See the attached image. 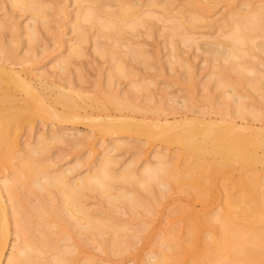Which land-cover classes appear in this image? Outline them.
I'll return each instance as SVG.
<instances>
[{
    "label": "rangeland",
    "instance_id": "obj_1",
    "mask_svg": "<svg viewBox=\"0 0 264 264\" xmlns=\"http://www.w3.org/2000/svg\"><path fill=\"white\" fill-rule=\"evenodd\" d=\"M128 4L130 16L117 21L112 14L119 10V0H0V64L30 81L50 103L56 87L71 91L82 113L92 119L108 114L133 117L151 126L178 122L166 129L169 135L190 118L216 124L225 118L264 127V52L256 47V42L264 43V31L258 30L242 43L246 53L240 59L226 60L208 50L212 42L224 41L233 33L238 22L264 12V0H128ZM37 8L42 17L37 16ZM87 12L92 18H84ZM133 20L137 23L132 27ZM97 21L118 23V27L103 28ZM13 75L0 71V94L9 89L12 95L4 105L22 107L6 137L12 144L0 140V187L9 218L1 264L17 256L25 238L40 236V219L31 215L23 225L15 207L26 210L61 200L57 187L40 189L35 181L43 183L44 176L63 174L67 183H78L107 156L113 161L111 173L117 176L105 181L107 193L97 187L82 190L79 196L88 217L105 225L100 223L99 231H85L81 213L68 206L59 222L63 231L52 221L44 228L57 248L32 253L26 264L57 262L54 257L59 250L71 259L69 264H156L170 252L168 239L175 230H185L180 208L189 201L198 210L202 205L188 198L193 188L188 180L175 182V172L181 169L176 157L181 145L152 139L143 132L101 134L85 118L70 122L38 116L36 110L32 112L36 101L23 87L16 82L9 88L4 85V80H14ZM114 95L129 99L136 108H117L109 101ZM29 99L34 102L28 103ZM56 107L61 110L60 104ZM212 124L199 126L216 129ZM161 158L171 168L170 174L160 169ZM28 162L31 174L22 172L28 170L24 166ZM125 169L132 177H118ZM214 184L216 195L211 193L203 205L210 215L219 210L225 195L220 176ZM123 193L133 198L111 199ZM183 231L179 233L182 239ZM203 234L212 235L209 230Z\"/></svg>",
    "mask_w": 264,
    "mask_h": 264
},
{
    "label": "bare ground",
    "instance_id": "obj_2",
    "mask_svg": "<svg viewBox=\"0 0 264 264\" xmlns=\"http://www.w3.org/2000/svg\"><path fill=\"white\" fill-rule=\"evenodd\" d=\"M90 1L98 2V0ZM131 7L128 4V0H119V10L114 12L112 17L117 21L127 19L130 16L128 11ZM38 11L40 10L38 9ZM41 13V11L37 13V16ZM260 13L254 14L243 22H238L233 33L224 41L212 42L209 45V52L214 56H221L226 60L240 59L246 53L241 47L242 43L246 39L251 38L258 30L264 31V12ZM91 16L90 12L84 14L85 19L92 18ZM39 17L42 16L40 15ZM100 21L102 20L100 19ZM97 22L103 28L118 27V23L108 22L104 24L103 22ZM135 23L137 22L133 20L130 22V25L133 27ZM246 29H250L252 33H246ZM102 36L106 38L107 34L104 33ZM256 47L264 52L263 42H256ZM117 69L121 71V68ZM0 71L14 74V80H4V85L6 88H9L10 83V85L18 84V86L23 87L24 89L22 88L21 90L27 91L25 94L29 93L33 97V100L36 101L34 102L29 99L28 103H37V108L33 107L32 112L34 113L36 110L35 113L38 112V116L42 114V116L45 115L58 121L69 120L70 122L75 119L85 118L84 120L91 121L90 125L92 128L101 134L111 132H143L144 136L152 137V139L156 137L181 145L182 152L176 156L181 164V169L179 172H175V182L181 183L182 180H188L193 187L192 191L190 190V194L188 193L190 195L188 198L201 202L202 205L201 209L198 210L189 201V203L180 208V216L184 222L185 230H175L176 233L168 239L170 252L160 258L156 264H264V127L253 128L250 125H243L224 118L219 122L222 125L221 128L217 129L219 123L216 124V121H203L204 118L201 120L190 118L184 119L182 122L183 127L177 125L181 129L178 127V131H173V134L171 131V135H169L170 133H166V129H171L178 122H171L169 127L164 124L160 125V123H154L151 126V124L138 121L133 117L120 116L113 118L109 117L108 114H106V117L92 119L87 117L86 112L82 113L81 104L77 102V98L75 99L72 96L73 93L71 94V91H65L60 87H56L57 92L52 96V102L50 103L47 101L46 96L38 92L39 90H37L35 85L30 81L21 79L17 71L5 68L2 63L0 64ZM219 71H221V68ZM12 82H16V84H12ZM222 83V81H219V85H222ZM18 86H14V88L18 89ZM50 87L53 89L52 86ZM50 87L46 88L51 90ZM9 92L8 89V91L5 90V93L2 92L3 94H0V140L1 142H5L7 146L12 144L11 141L6 140L9 129L12 125H15L13 119L20 113L22 108L17 107L18 105L16 107L4 105V102L12 97ZM109 98L110 100H108L121 110L136 108V105L133 106L132 102H129V99L122 100L117 95L110 96ZM57 104L61 105V110L57 109ZM28 105L27 107H29ZM32 112L28 111L30 114ZM27 117L29 118V116ZM195 121L205 122L206 125L207 123L209 125L214 123L216 125H212L214 127L217 126V128H214L215 130L210 129L209 125L203 128L205 124H199L198 122L199 125L203 126L193 125L192 122L197 124ZM147 125L151 127L149 128ZM212 125L211 127H213ZM32 151L37 152L35 148ZM111 162L113 163L111 158L107 156L104 160H101L93 174L79 178L78 183H67L68 180L66 181L63 174L44 176L43 183L37 179L38 181L35 182L40 189H46L47 185L57 187L61 193V200L56 205L37 204L32 206L31 209L26 208V210L15 207L23 225L28 222L26 217L31 215L40 219V221L37 220V224L40 225V236L34 239L25 238L22 247L18 250L17 256L10 259L7 264H26V261L30 257H33L32 253L39 255L44 252L43 248H57L56 240L50 238L44 228L48 221H52L59 224L58 231H63L60 228L62 224L59 222L60 220L63 221V215L68 213V206L81 213L84 219L82 222L84 224H82L81 228L83 227L85 231L96 228L99 231L101 229L100 225L103 223H95L88 217L87 213L81 208L79 196L80 192H83L82 190H95L97 187L101 189L103 194L107 193L108 182L105 181H112L117 177L111 173ZM157 163L162 171H165V173L168 171V174L171 173V168H166V163L162 158ZM24 166H27L28 170L22 172L31 174L32 166L30 167V162ZM126 169L118 177H122L123 179L132 177V173L130 176L129 171ZM152 171L154 170L152 169ZM152 176H154V173ZM217 176L223 179L224 201L219 210L214 215H210L203 209V205L207 204L206 202L212 195L211 193L216 195L214 193V181ZM141 178L144 177L142 176ZM139 181L146 182L144 179H140ZM5 189L10 193V198H13L11 186L6 184ZM1 190L0 187V264L2 263L8 244L9 235L7 206L2 198ZM20 197L18 196V198ZM110 197L107 194V198L110 199ZM119 198L132 199L133 196L123 193L112 196L111 199ZM23 225H20V228ZM204 230H209L212 235L209 237L204 235ZM182 231L184 232V239L179 235ZM64 252L63 250L58 251L54 257L57 262L41 261V264H69L71 259L64 256Z\"/></svg>",
    "mask_w": 264,
    "mask_h": 264
}]
</instances>
